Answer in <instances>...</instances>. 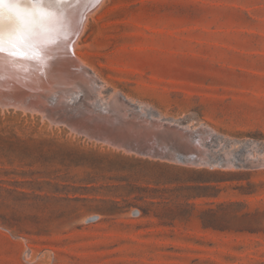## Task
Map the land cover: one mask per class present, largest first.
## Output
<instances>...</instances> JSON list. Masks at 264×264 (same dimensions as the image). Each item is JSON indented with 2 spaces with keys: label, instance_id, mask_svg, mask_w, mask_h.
<instances>
[{
  "label": "rangeland",
  "instance_id": "obj_1",
  "mask_svg": "<svg viewBox=\"0 0 264 264\" xmlns=\"http://www.w3.org/2000/svg\"><path fill=\"white\" fill-rule=\"evenodd\" d=\"M73 52L104 95L211 137V162L0 109V264H264V0H105Z\"/></svg>",
  "mask_w": 264,
  "mask_h": 264
},
{
  "label": "water",
  "instance_id": "obj_2",
  "mask_svg": "<svg viewBox=\"0 0 264 264\" xmlns=\"http://www.w3.org/2000/svg\"><path fill=\"white\" fill-rule=\"evenodd\" d=\"M99 3L93 0L83 9L74 37L81 33L85 15ZM1 67L0 81L5 78ZM31 75L30 82L17 80L7 87L0 85V109L37 114L80 137L141 159L201 166L196 161L205 154L206 140L211 137L199 136L195 130L163 119L150 109L141 110L125 96L118 94L106 101L113 94L104 95L102 81L76 55L59 58L49 77ZM139 115L144 118L134 119Z\"/></svg>",
  "mask_w": 264,
  "mask_h": 264
},
{
  "label": "bare ground",
  "instance_id": "obj_3",
  "mask_svg": "<svg viewBox=\"0 0 264 264\" xmlns=\"http://www.w3.org/2000/svg\"><path fill=\"white\" fill-rule=\"evenodd\" d=\"M91 2H93V0H70V2L66 0L61 10L63 11L66 25L68 29H70V39L68 41H60L54 44L51 42V38L57 36L58 33L50 31L49 25L56 18L57 13L55 11L45 10L40 7L33 10L32 0H3V2L0 3V13H2V18H0V37L4 40V50L3 54L0 55V64L5 78L0 81V85L7 87L11 84V81L17 80L30 82L32 80L31 74L33 73H36L42 78L47 75V77H49V75H52L54 64L59 58L69 55L73 56L77 39L83 33L88 17L100 8L105 0H100L96 9L85 15V21L81 27V33L77 35V37H74L78 22L81 19V13ZM48 8L56 9V0H48ZM37 16L39 19H36ZM13 19L19 24V29L16 31L15 35L10 34L13 31V25L11 23ZM29 41L32 42V47H47L54 59L48 60L47 66L41 67L37 63L38 55L31 59L27 54L21 57L19 50L14 56L9 54L10 44L18 45ZM85 64L89 65L87 62ZM94 70L96 69L94 68ZM118 94L123 96L120 93H114L111 98L106 101H110L113 97H117ZM137 118L142 119L141 115L134 119ZM195 133H200V136L203 135L204 132L202 130H196ZM200 140L201 137L198 142H200ZM200 144L201 143H199V145ZM206 153L207 152L205 151V154L196 161L198 164L207 165L211 162V158L208 157ZM230 161V159L225 158V165L232 166ZM243 162L245 165L249 166L245 161ZM236 164H239L238 160L236 161ZM202 165L200 167H203ZM239 165L242 166V164Z\"/></svg>",
  "mask_w": 264,
  "mask_h": 264
},
{
  "label": "snow or ice",
  "instance_id": "obj_4",
  "mask_svg": "<svg viewBox=\"0 0 264 264\" xmlns=\"http://www.w3.org/2000/svg\"><path fill=\"white\" fill-rule=\"evenodd\" d=\"M3 0H0V3H2ZM66 2V0H56V9H49L48 8V0H32V8L35 10L37 7L44 8L45 10L49 11H55L56 18L53 20L49 27L50 31L58 33L57 36H54L51 38L52 43H58L60 41H68L70 39V29H68L66 25V21L64 19L63 11L61 10L63 7V4ZM70 2V0H68ZM0 18H2V13H0ZM36 19H39L37 16ZM13 25V31L10 33L11 35H15L16 31L19 29V24L13 19L11 21ZM10 47V55H15L16 52L19 50L21 57L24 55H28V57L31 59L33 57H37V63L41 66H47V61L50 59H54V57L50 54L49 49L47 47H32V42H26L18 45H9ZM4 50V40L2 37H0V55L3 54Z\"/></svg>",
  "mask_w": 264,
  "mask_h": 264
}]
</instances>
